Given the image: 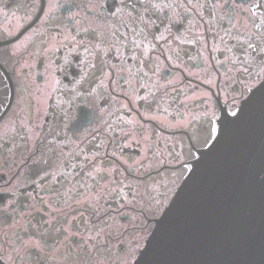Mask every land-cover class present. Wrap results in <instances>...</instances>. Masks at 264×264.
I'll list each match as a JSON object with an SVG mask.
<instances>
[{"label":"flooded vegetation","instance_id":"af4514ba","mask_svg":"<svg viewBox=\"0 0 264 264\" xmlns=\"http://www.w3.org/2000/svg\"><path fill=\"white\" fill-rule=\"evenodd\" d=\"M263 82L264 0H0V243L124 259Z\"/></svg>","mask_w":264,"mask_h":264},{"label":"water","instance_id":"95a60500","mask_svg":"<svg viewBox=\"0 0 264 264\" xmlns=\"http://www.w3.org/2000/svg\"><path fill=\"white\" fill-rule=\"evenodd\" d=\"M133 264H264V82L204 151Z\"/></svg>","mask_w":264,"mask_h":264},{"label":"rangeland","instance_id":"374dc122","mask_svg":"<svg viewBox=\"0 0 264 264\" xmlns=\"http://www.w3.org/2000/svg\"><path fill=\"white\" fill-rule=\"evenodd\" d=\"M27 102V101H26ZM3 129H2V126H0V134L2 135L3 134ZM8 190H10V189H8ZM147 196H148V194H147ZM15 195L13 196V197H10L9 198V200L10 199H15ZM148 198V197H147ZM0 207H2V206H0ZM90 206H88V207H86V208H88V209H91V208H89ZM3 208V207H2ZM148 208H149V205H148ZM78 211V210H77ZM81 211V210H80ZM96 211V210H95ZM79 212V211H78ZM149 212H151V211H149L148 210V214H149ZM97 215H99V214H102V213H100V211L98 210V211H96L95 212ZM81 214V213H80ZM79 217H81V215H79ZM44 219H45V216H43V215H41L40 214V216L39 217H36V219H34V224H33V227H35V229L36 228H38V226H39V228L41 227V226H45V224L43 223L44 222ZM104 219L106 220L107 219V216H105L104 217ZM37 220V221H36ZM98 222H102V224L99 226V228L101 229V230H104L103 228L105 227V225L103 224V220L102 221H98ZM83 222H81V223H79V227L77 228L78 230H79V228H86V226H87V228L86 229H91L93 226L92 225H90L89 224V222H88V220H85V222L84 223H86V226L84 225V224H82ZM105 223V222H104ZM152 225H154L153 223H152ZM4 225L3 224H1L0 225V230H1V228L3 227ZM11 226H13V225H11ZM140 226V225H139ZM6 228H8V226H6ZM38 228V229H39ZM95 228V227H94ZM140 228H141V233L137 236V235H135L134 237H133V239H132V237H129V239L128 240H130L129 241V243H128V246H127V248H126V257H124V259H117V260H113L112 261V264H130L131 263V261H132V259L135 257V255H136V251L137 250H139L140 249V247L143 245V243H144V239H145V236L147 235L146 233H147V231H148V228H147V231H146V229H145V226H140ZM37 229V230H38ZM149 232V231H148ZM80 233H81V235L80 236H83V237H85V235L83 234V232H81L80 231ZM144 236V238H142ZM10 238L12 237L11 235L9 236ZM9 238V240H6L5 242H4V246H6V247H4V246H2L3 244L2 243H0V253H1V258L4 260V262L6 263V264H30L31 263V261H30V259H27V257H25L24 256V258H26V259H24V258H22V260H21V258H19V260H20V262L18 261L17 262V257H22L23 255H25V253L27 252V249L32 245L31 243H35L34 245H38L39 243H38V240H35V239H33V237H26V238H20V240H18V241H13V239H10ZM30 240V243H28L27 242V240ZM85 239H87V237L85 238ZM64 240V239H63ZM100 240H105V239H103V237L102 238H100ZM53 241V240H52ZM79 241V242H78ZM105 241H107V240H105ZM22 242H24V244H23V247L21 248V249H19V248H17L16 246H18L20 243H22ZM65 242L68 244L67 246H68V248L66 249V251L64 252V254H61L60 256H61V259H60V256H59V254H58V250L57 249H51L49 252L51 253V254H53V257H51L50 258V260H52L53 258H55L56 260H55V262L57 263V264H71V262H73V258H78L77 256H75L76 254H77V250H78V248H79V246H80V244L82 245V244H85V242L83 241V240H77V241H73V243H71V244H69L70 242H68L67 241V239L65 240ZM51 240H50V238H47V237H43L42 238V244H43V246H44V248L45 247H48V246H50L51 245ZM42 246V245H41ZM39 247H40V245H39ZM3 249H4V251H3ZM29 255H30V253H29ZM31 256V255H30ZM31 258V257H30ZM32 259V258H31ZM33 261V260H32ZM78 260H74V262H77ZM52 262V261H51Z\"/></svg>","mask_w":264,"mask_h":264}]
</instances>
